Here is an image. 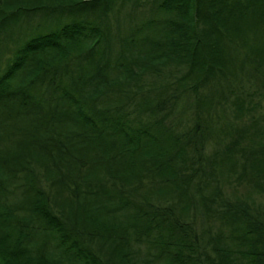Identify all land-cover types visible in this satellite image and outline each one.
<instances>
[{
	"label": "trees",
	"instance_id": "16d2710c",
	"mask_svg": "<svg viewBox=\"0 0 264 264\" xmlns=\"http://www.w3.org/2000/svg\"><path fill=\"white\" fill-rule=\"evenodd\" d=\"M117 1L0 0V264H264V0Z\"/></svg>",
	"mask_w": 264,
	"mask_h": 264
},
{
	"label": "rangeland",
	"instance_id": "374dc122",
	"mask_svg": "<svg viewBox=\"0 0 264 264\" xmlns=\"http://www.w3.org/2000/svg\"><path fill=\"white\" fill-rule=\"evenodd\" d=\"M150 2H146V3H142L139 2V6H137L136 8H134V14L140 18V14L146 15L147 13V8L149 7ZM119 9V11H117V9ZM132 9V0H124V3L121 4V1H117L115 3V8H113L109 15V20L112 26V31L113 33H116V26L117 24L119 26H121L122 28H126L128 25H130V22L128 23V20H126L125 15L126 13ZM117 18L119 20V23H117L116 19ZM39 20L43 21L42 19H40V17L38 15L33 16V18L31 19L32 23H36L37 21L39 22ZM50 20L54 21V19ZM59 21H64L65 18H60L58 19ZM51 22V21H50ZM32 23H30V26H27L25 24H22V26L19 28L18 26H13V33L12 38H16L18 37L20 34L24 33L25 31L28 30V27L30 28L32 26ZM48 23V22H47ZM57 23V22H56ZM5 49L10 47L13 43L12 40H8V38H6L5 42ZM9 53H7V50L4 52L3 56L8 55ZM2 59V57L0 58V60ZM169 74V73H168ZM177 74H179L177 72ZM242 77V84L245 86L246 83H248L250 88H255V84L254 81L252 82H248L246 81L247 78L244 75H241ZM146 80V82L148 80H151V76L150 75H146V77L144 78ZM223 83L225 84V82L223 81ZM255 83H257V81H255ZM227 92V91H226ZM194 95V94H193ZM191 96V100H193L194 96ZM258 95V94H257ZM255 94L254 98L257 99V96ZM229 96H232L231 94H229ZM186 98V97H185ZM262 106H257L255 113H264V100L262 98H259ZM192 106H190L189 108H185V103L182 101L180 103V105L178 107H176L172 113L170 118L175 121L178 125V129H187V126L193 121L194 122V116H191L192 113H194V107L193 104H191ZM225 106V109L223 111L222 107ZM203 113L204 110H201ZM191 114V115H190ZM212 118L213 120H215L216 123H219V125L223 122V121H233V115L231 110L229 109L228 104H218L216 106V109H213L212 112ZM215 123V126H216ZM214 141V138L210 137L209 141ZM225 141H227V139L225 138ZM210 142V144L208 145V148H206V151L209 153L213 150V143ZM224 193L228 196H237L240 197L241 199L245 200L247 202V204L253 209V212H264V197L263 194L260 193L256 188L254 187H250L248 184H244L243 182H241V185H230V184H225L224 188ZM196 227H198V229L201 228V222L198 221L197 219V225Z\"/></svg>",
	"mask_w": 264,
	"mask_h": 264
}]
</instances>
